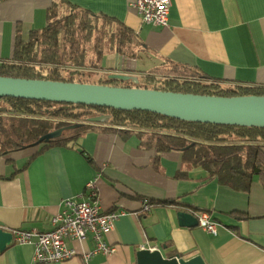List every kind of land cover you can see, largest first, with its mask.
<instances>
[{
	"label": "crops",
	"instance_id": "crops-1",
	"mask_svg": "<svg viewBox=\"0 0 264 264\" xmlns=\"http://www.w3.org/2000/svg\"><path fill=\"white\" fill-rule=\"evenodd\" d=\"M59 0H0V63L14 55L16 36L44 27L49 8ZM124 22L142 42V58L160 66L166 59L200 68L228 85H264V0H172L166 27L143 23L133 0H67ZM115 51V50H114ZM138 62L115 51L105 73L137 75ZM153 66L152 68L156 67ZM124 69H127L124 71ZM139 74V73H138ZM140 137L102 130L83 134L73 145L37 154L33 146L0 154V227L5 230L51 229L65 199L87 197L86 185L98 179L104 211L123 210L105 235L117 247L88 263L81 257L57 263L34 262V247L12 240L0 249V264H138L142 248L165 257L201 255L206 264H264V188L259 177L251 189L238 191L210 180L205 170L177 177L182 154H160L140 146ZM153 205L143 210L144 200ZM154 201H168L154 206ZM198 217L207 211L217 234L180 224L178 212ZM90 249L92 240L75 242ZM176 256V255H175Z\"/></svg>",
	"mask_w": 264,
	"mask_h": 264
},
{
	"label": "trees",
	"instance_id": "trees-1",
	"mask_svg": "<svg viewBox=\"0 0 264 264\" xmlns=\"http://www.w3.org/2000/svg\"><path fill=\"white\" fill-rule=\"evenodd\" d=\"M108 40L120 55L136 62L142 58L143 44L124 22L59 0L49 8L44 27L30 30L25 38L17 34L14 55L0 63V76L207 95H264V85H228L196 66L170 59L141 74L135 69L138 82L109 78L108 73L97 81L85 78L105 71L103 61ZM0 108V154L23 150L49 132L82 123L77 128L64 130L57 138L33 146L37 154L51 147L73 145L90 131L116 132L125 137L137 135L142 148L157 152L155 164L165 151L181 152L182 165L177 177L201 169L208 173L210 180L248 192L257 176L264 188V128L261 127L184 121L143 110L15 97L0 98ZM98 115H106L107 121L89 122V118ZM153 203L163 206L168 201ZM175 255L178 254L169 257Z\"/></svg>",
	"mask_w": 264,
	"mask_h": 264
},
{
	"label": "water",
	"instance_id": "water-1",
	"mask_svg": "<svg viewBox=\"0 0 264 264\" xmlns=\"http://www.w3.org/2000/svg\"><path fill=\"white\" fill-rule=\"evenodd\" d=\"M109 78L139 81L137 75L121 72L111 73ZM3 97L106 106L119 110H143L184 121L264 128V95H207L100 83L0 76V98ZM106 121V115L89 118L91 123ZM81 124L74 123L49 132L41 136L32 146L57 138L64 130L77 128ZM178 218L183 226L191 227L199 224L198 217L192 212L180 211ZM12 240V233L0 227V249H4ZM137 262L138 264H206L201 255L189 259L180 255L165 257L160 249L150 248H142L138 251Z\"/></svg>",
	"mask_w": 264,
	"mask_h": 264
},
{
	"label": "built area",
	"instance_id": "built-area-1",
	"mask_svg": "<svg viewBox=\"0 0 264 264\" xmlns=\"http://www.w3.org/2000/svg\"><path fill=\"white\" fill-rule=\"evenodd\" d=\"M172 0H133L131 5L143 23L156 27H166ZM98 179L95 177L86 185L87 197L80 201L65 199L66 208L57 212L51 219L52 228L46 231L37 229H13V240L34 247V262L57 263L81 257L88 263L98 254L111 255L117 247L105 240V235L115 227V222L123 210L104 211L99 202ZM152 204L144 200L143 210L150 211ZM199 226L208 233L217 234L221 223L212 219L207 211L198 213ZM92 240L90 249L78 250L75 242L84 244Z\"/></svg>",
	"mask_w": 264,
	"mask_h": 264
},
{
	"label": "rangeland",
	"instance_id": "rangeland-1",
	"mask_svg": "<svg viewBox=\"0 0 264 264\" xmlns=\"http://www.w3.org/2000/svg\"><path fill=\"white\" fill-rule=\"evenodd\" d=\"M115 54V51H114V45L113 43L111 42V40H108L107 43H106V53H105V56H104V64L107 66V59L110 55H114ZM139 63V62H138ZM159 63L156 62V63H153V62H150L149 60H143L141 61L139 64H138V73L141 74L147 70H150L152 69L153 66H156L158 65ZM105 76V72H102V74L100 73H97V74H92L90 76H86L85 78H88L89 80L91 81H97L99 79V77L101 76Z\"/></svg>",
	"mask_w": 264,
	"mask_h": 264
}]
</instances>
